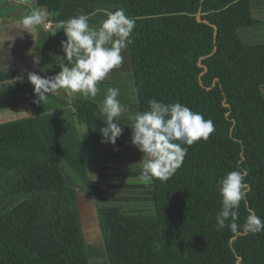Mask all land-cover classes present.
Instances as JSON below:
<instances>
[{"label": "trees", "instance_id": "obj_1", "mask_svg": "<svg viewBox=\"0 0 264 264\" xmlns=\"http://www.w3.org/2000/svg\"><path fill=\"white\" fill-rule=\"evenodd\" d=\"M66 2L119 6L135 18L127 50L138 112L152 99L179 102L215 125L206 142L188 148L170 179L150 182L151 208H96L106 263L237 264L240 257L241 264H264V232L232 240L228 228L215 227L218 181L235 170L245 172L249 188L238 223L250 211L264 220V42L241 37L242 29L264 25L252 0H35L33 6L58 13ZM199 11L209 24L197 21ZM17 77L0 74V84ZM72 108L87 145L102 147L97 105L74 98ZM76 199L33 118L0 124V264H89Z\"/></svg>", "mask_w": 264, "mask_h": 264}, {"label": "clouds", "instance_id": "obj_2", "mask_svg": "<svg viewBox=\"0 0 264 264\" xmlns=\"http://www.w3.org/2000/svg\"><path fill=\"white\" fill-rule=\"evenodd\" d=\"M34 2L31 0V10L18 22V29L31 35L41 25L51 26L49 17L58 15L31 6ZM89 19L86 14H78L56 25L66 37L61 41V49L64 59L72 66L61 64V70L51 78L29 73L28 82L36 97L33 103H46L51 95L61 94V90L93 99L99 92L98 84L121 66L122 52L132 43L135 18L117 9L106 12V19L99 27L92 26ZM118 95V88H109L99 113L106 125L99 130L101 142L110 145H115L123 131L118 122L124 106ZM128 119L131 121V143L143 153L138 179L144 183L170 179L182 166L188 148L197 142H206L215 131L213 121L179 102L166 104L152 99L147 111L137 112ZM217 188L221 197V208L215 217L217 231L228 228L234 236L264 232V220L254 211L248 212L242 225L238 223L239 208L249 191L244 171L227 173L218 181Z\"/></svg>", "mask_w": 264, "mask_h": 264}, {"label": "rangeland", "instance_id": "obj_3", "mask_svg": "<svg viewBox=\"0 0 264 264\" xmlns=\"http://www.w3.org/2000/svg\"><path fill=\"white\" fill-rule=\"evenodd\" d=\"M252 4L255 5L253 8L255 9L256 17L264 19V0H252ZM104 6L107 5L100 7ZM254 32H257V34ZM241 37L247 43L259 41L260 37H262L261 40H264V26H258L256 29L241 30ZM254 38L258 39L255 41ZM54 50L56 52V48ZM122 55L124 56V61L121 66L113 69L109 76L103 80V83L98 84L99 92L97 96L93 99H86L96 102L97 100H103L109 88H118L119 92H121L120 95L125 97V100L121 102L124 106V111L127 114L128 112L131 113L129 116H132L137 113V107L134 106L137 104V98L127 48L122 52ZM66 64L69 67L72 66L69 62ZM21 87H24V84L18 83L10 88H0V124L31 117L35 124L45 125L50 132L54 131L58 125L65 129V134L67 135L62 140L69 145L68 150L71 156L67 155L62 161L55 156L59 160L66 183L75 189H79L80 192H84L88 197H92V199L87 198L78 192V211L86 239L89 264H107L103 245L99 243L98 239L100 238V232L95 209L100 206H120L125 208H151L153 206L150 183H144L138 179L143 153L135 146L130 148L129 146L118 145L119 152H106L104 156L100 157H105L104 161L100 158L94 160L93 158L96 156L92 157L94 154H92V148L86 143L87 133L85 126L78 124L79 129L76 135V132L74 133L72 129L73 125L71 124L70 115L68 117L67 114H64L61 119L58 118L64 112V109L60 108L61 104H53L51 100L41 104L33 103L36 99L34 92L30 91L31 89ZM25 90L30 92L26 93ZM262 92L264 94V89ZM80 97L85 98L83 96ZM48 113H52L53 116L48 115ZM55 132L59 131L56 129ZM61 138L63 136L60 137V140ZM76 139L78 142L81 141V144L84 145L83 148L88 154L83 150H78L81 145L80 143L77 144ZM51 145L52 147L54 146L53 143ZM64 154L66 156L65 152ZM79 157L81 160L84 159V162L85 158H88V162L82 165L81 161L78 160Z\"/></svg>", "mask_w": 264, "mask_h": 264}, {"label": "crops", "instance_id": "obj_4", "mask_svg": "<svg viewBox=\"0 0 264 264\" xmlns=\"http://www.w3.org/2000/svg\"><path fill=\"white\" fill-rule=\"evenodd\" d=\"M100 6L102 5H88V4L66 2L63 4L61 10L58 12V15L49 17V19L52 21V25L50 26L49 29L41 25L38 31L34 32L31 35L27 32L18 29L19 27L18 22L21 19V17L25 15L27 11L31 10L30 4L26 3L24 0H0V74H4L7 72H18V77L16 79L1 83L0 88H10L11 86L14 85L16 86V84L18 83H22L24 84V87L21 88L31 89L30 91L33 92V86L28 82L29 73H36L44 78H51L55 76L61 70L60 65L67 63L66 59H64L65 54L61 49V41L65 40L66 37L63 33V30L56 27V25L60 21L67 20L78 14H86L90 18L89 23L92 26L99 27L100 22L106 19V12L120 9L119 6H110V5L104 7H100ZM253 7H255V5H253ZM41 9L47 10L46 8H41ZM257 27L258 26L249 28V30L256 29ZM242 30H247V29H242ZM254 33L257 34V32ZM261 38L262 37H260L259 41H256V39L258 38H254L256 42H250V44L264 42V40H261ZM55 48H56V52L54 50ZM36 61H38V63ZM30 91H26V93ZM20 92H24V91H20ZM120 94L121 92H119L117 98L120 100V102H122V100H125V97H122ZM80 96L81 95L78 93L73 94L65 90H61V94L51 95L49 97V100H51L53 104H61L60 108L64 109V112L62 114L59 113L60 114L58 116L59 119H61L62 115L64 114H67L68 117L70 115L72 120L71 124L73 125L72 129L74 133L76 132V135L78 133L79 126L74 117L73 108H72V99L80 98V99L89 100L86 98H82ZM90 101L94 102L97 105L98 107L97 113L101 119L99 113L101 111L104 98L103 100H97V102L93 100ZM134 106L138 107V103ZM130 114L131 113L129 112L127 114L126 111H123L121 113L118 126H120L123 131H122V135L116 140L115 145H110L108 143H105L102 147L91 149L92 154L94 153L92 157L96 156L95 158H93L94 160L96 158L99 159L100 157L104 156L106 152H110V151L119 152L120 149H118V145L129 146L130 148L134 147L131 143V128L129 127L131 121L128 119L130 117L129 116ZM48 115L53 116L52 113L51 114L48 113ZM36 126L39 130L40 135L43 137L45 141H47L46 143L48 144L52 152L55 153L54 155H56L60 161H62L63 158L67 157V155H70L68 150L69 145L65 144L62 140L67 135L65 134L66 131L64 128H61L58 125L56 129L59 132H55L56 129L50 132L45 125L40 126V124H36ZM61 136H63V138H61L60 140ZM47 139L49 140V142ZM76 142H78L77 139ZM51 143L54 144L53 147ZM79 143L81 147H79L78 150L85 151V149L83 148L84 145L81 144V141H79L77 144ZM64 152L66 153V156ZM86 154H88V152H86ZM87 159L88 158H85V162H84V159L81 160L80 157L78 158V160L81 161L82 165L88 162ZM100 159L104 161L105 157ZM95 162L97 163V161ZM76 190H77V194L79 192L85 195L87 198L92 199V197H88L84 192H80L79 189ZM98 239H99V243L102 244L101 236Z\"/></svg>", "mask_w": 264, "mask_h": 264}, {"label": "water", "instance_id": "obj_5", "mask_svg": "<svg viewBox=\"0 0 264 264\" xmlns=\"http://www.w3.org/2000/svg\"><path fill=\"white\" fill-rule=\"evenodd\" d=\"M200 16H201V13L199 11V13H198V15L196 17V19H197L198 22L205 23V24H209L207 21L202 20ZM213 28H214V39L216 40L217 28H216V26H213ZM215 50H216V48L214 49V51ZM198 65H199V67H202L203 68V73L207 71V67L204 66V65H202L201 62H200V60L198 62ZM215 82H218V79H216ZM224 106L229 107L227 104H225V102H224ZM233 123H235V122L233 121ZM76 205L78 206V194H77V199H76ZM95 213H96V211H95ZM234 239H236V236L232 238V240H234ZM237 264H241V258L240 257H237Z\"/></svg>", "mask_w": 264, "mask_h": 264}, {"label": "built area", "instance_id": "obj_6", "mask_svg": "<svg viewBox=\"0 0 264 264\" xmlns=\"http://www.w3.org/2000/svg\"><path fill=\"white\" fill-rule=\"evenodd\" d=\"M46 28H48V29H49V28H50V26H48V27H46Z\"/></svg>", "mask_w": 264, "mask_h": 264}]
</instances>
